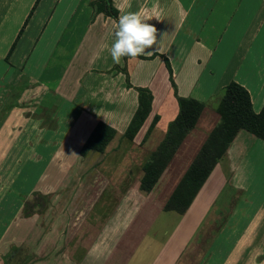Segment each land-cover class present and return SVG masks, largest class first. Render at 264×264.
Wrapping results in <instances>:
<instances>
[{
	"label": "crops",
	"instance_id": "1",
	"mask_svg": "<svg viewBox=\"0 0 264 264\" xmlns=\"http://www.w3.org/2000/svg\"><path fill=\"white\" fill-rule=\"evenodd\" d=\"M109 1L117 11L116 18L99 12L90 1L85 3L81 0H59L50 13L45 18L43 16L44 19L40 17L42 12L45 13L43 9L46 5L39 3L33 10L15 47V103L29 106L26 108L29 111L28 121L22 122L19 130L18 126H21L17 121L15 134L26 135L24 142L28 150L36 151L31 165L45 168L55 163L68 168L90 161L94 170L98 169V182L136 181L135 189L144 199L139 198L140 202L144 201L148 206L150 196L165 178L185 143L196 132L199 142L194 149L198 151L219 121L215 110L220 99L217 103L216 99L229 82H236L248 91L255 113L261 110L264 104V51L251 49L264 26V21L259 20V13H264V0H257L256 11L251 16L252 23H257L251 38L241 35L235 45L236 50H207L206 44L201 42V38L204 41L211 34V12L218 0H130V8L126 0ZM129 11H140L150 18L147 23L157 29V44L146 49V52L153 53L150 56L135 59L122 57L121 62L116 64L110 51L102 45L107 44L110 48L119 17ZM249 30V27L245 28L246 33ZM224 31L227 35L226 26ZM68 41L75 42L69 50ZM138 88L150 91L151 111L133 140L128 141L122 135L137 108ZM175 94L202 102L204 108L196 126L185 137L153 189L142 195L138 187L142 167L163 140L168 124L178 113ZM212 99L215 103L209 106ZM19 115L22 116L20 113L15 117L19 119ZM155 116L158 121L148 132ZM98 122L112 127L115 136L103 153L94 152L98 156L90 158L89 152L81 157L79 151ZM201 125L204 129L208 127L209 131L201 132ZM140 144L145 147L141 149L147 151L146 157L137 163L132 162L133 147ZM20 146L16 149L21 150ZM194 152L189 164L196 154ZM133 165L141 168L134 179L130 169ZM182 175L170 192L159 199L161 208ZM126 187L122 190L123 194L131 190L130 186ZM229 191L230 196L227 194ZM162 193L163 190L159 192ZM31 209L35 211L37 208ZM127 210L120 212L116 208L109 217L113 218L112 223L102 221L107 223L106 231H103V236L107 237L103 239L100 238L101 222L91 221L85 230L91 231V249L84 251L90 255L88 261L99 262V256L93 251L96 247L106 246L114 252L116 236L120 235L117 234L114 218L122 217L123 222H127V218L123 217L128 212L130 215L131 211ZM240 214L253 217L264 215V141L244 130L236 134L186 212L178 214L180 218L175 227L167 232L164 243L159 246L155 240L152 243L146 239L137 245L136 252L141 249L138 260L150 248L158 247L154 264H176L197 234L212 231L217 223L220 226L216 230L224 229L223 219ZM32 219L21 220L15 227V223L11 224L12 232L8 233L6 241L8 247L15 246L16 238H21L26 223ZM131 224L128 227L124 225V235ZM76 240L84 245L80 236ZM82 245L79 247L83 248ZM76 247L74 260L79 264L77 254L83 251Z\"/></svg>",
	"mask_w": 264,
	"mask_h": 264
},
{
	"label": "rangeland",
	"instance_id": "2",
	"mask_svg": "<svg viewBox=\"0 0 264 264\" xmlns=\"http://www.w3.org/2000/svg\"><path fill=\"white\" fill-rule=\"evenodd\" d=\"M58 1L0 0V264H77L74 260L76 246L82 245V242L76 240L79 236L84 244L83 248L79 247L83 252L79 251L77 254L79 264H154L158 247L150 248L139 261L141 249L136 252L137 245L149 239L152 243L155 240L160 246L179 220L178 214L162 210L159 199L170 192L175 181L186 170L190 156L199 142L196 132L182 147L165 178L149 197L148 206L144 201L140 202L143 198L139 197L135 189L136 181H118L115 184L98 182V169L94 170L90 161L79 162L68 168L56 166L55 163L45 168L31 165L36 151L28 150L24 142L26 135L15 134V123L19 121L21 127L18 126L17 130L21 129L24 122L28 121L26 117L29 112L26 111L29 106H24L25 103H15V47L20 37H17L18 31L23 27V33L39 3L46 5L43 11L47 13L42 12L40 17L45 18ZM89 1L91 6L98 8L105 0H81L85 3ZM214 6L211 12V34H206L201 42L206 44L207 50H236L235 45L240 36L251 38L257 25L251 19L257 8V0H218ZM259 20L264 21V13H259ZM246 27H249V33H246ZM68 43L66 42L67 50L72 49L75 42ZM13 44L14 48L8 54ZM251 50L264 51V26ZM221 93L222 90L216 103ZM214 103L212 99L208 105L213 106ZM20 113L22 116L19 115L20 118L17 119L15 116ZM207 128L204 129L201 125L200 130L206 132ZM19 146L23 149H16ZM143 147L142 144L133 147L135 150L132 162L137 163L146 157L147 151L141 149ZM90 154V158L98 156L94 152ZM135 166L130 168L132 179L138 177L141 171V168ZM126 186H130L131 190L123 194L122 190ZM162 190L164 193L159 194ZM227 194L230 196L231 192ZM31 208L37 209L34 211ZM116 208L120 212L124 209L131 212L130 215L128 212L123 216L127 218V222H123L122 217L114 218L117 234H120L115 239V250L113 252L106 246L96 247L93 251L100 259L99 262L92 263L88 261L90 255L84 252L91 249V231L85 230L91 221H100V238H106L103 231L107 223L102 221L112 223L113 218L109 217L115 213ZM26 218L33 219L26 223L24 232L20 234L21 238H16L15 246L8 247L6 241L8 233L12 232L11 224L15 223V227ZM222 222L224 229L216 230L220 226L217 223L218 225H213L212 231L197 234L176 264H264V215H233ZM125 224L127 227L131 224V228L124 235Z\"/></svg>",
	"mask_w": 264,
	"mask_h": 264
},
{
	"label": "trees",
	"instance_id": "3",
	"mask_svg": "<svg viewBox=\"0 0 264 264\" xmlns=\"http://www.w3.org/2000/svg\"><path fill=\"white\" fill-rule=\"evenodd\" d=\"M97 10L114 18L117 16V11L111 6L109 0L103 1V4L99 5ZM22 28L19 30L17 37L21 35ZM13 48L14 44L8 54L11 53ZM165 63L170 73L167 60H165ZM172 86L175 88L174 84ZM137 92V108L122 135V138L128 141L133 140L151 111L152 96L150 91L138 88ZM176 99L178 113L168 124L163 140L150 154L142 167V177L138 187L143 193H149L153 189L185 137L196 126L203 111L204 105L202 102L177 95ZM215 111L219 116V121L208 133L188 168L166 200L162 208L164 212H174L179 215L186 212L211 171L240 130L247 131L255 138L264 141V104L261 110L255 113L250 95L243 86L233 81L229 82L222 89ZM157 121L158 117L155 116L148 132L151 131ZM114 136L115 130L112 127L98 122L81 147L79 155L84 157L89 152L103 153Z\"/></svg>",
	"mask_w": 264,
	"mask_h": 264
},
{
	"label": "clouds",
	"instance_id": "4",
	"mask_svg": "<svg viewBox=\"0 0 264 264\" xmlns=\"http://www.w3.org/2000/svg\"><path fill=\"white\" fill-rule=\"evenodd\" d=\"M130 8V0H126ZM150 18L143 15L140 11L127 12L119 17L115 25L114 42L110 48L107 44L102 45L110 51L114 63L119 64L122 57L138 58L140 56L152 55L150 49L157 44V29L147 23Z\"/></svg>",
	"mask_w": 264,
	"mask_h": 264
}]
</instances>
